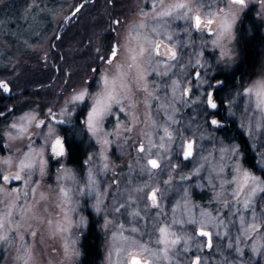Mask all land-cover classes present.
<instances>
[{
	"label": "rangeland",
	"instance_id": "rangeland-1",
	"mask_svg": "<svg viewBox=\"0 0 264 264\" xmlns=\"http://www.w3.org/2000/svg\"><path fill=\"white\" fill-rule=\"evenodd\" d=\"M134 1L131 0L132 5L118 17V23L115 18L111 21L115 40L120 45L117 59L112 65L100 64L96 88L87 92L93 98L103 94L102 78L107 76L112 80L121 73L122 82L127 87L118 89L121 104L112 105L116 116L106 115L97 135L90 133L91 156L84 157L86 164L81 172L69 167L63 158L52 165L53 169L48 168L47 150L40 135L46 129L36 127L41 115L35 105L10 112L3 121L0 131L5 152L0 154V161L10 160L8 165L0 164L5 175H15L25 156L37 162L43 159L46 164L44 174L36 171L32 175L35 184L12 181L0 192V213L6 214L10 207L13 213L0 229V235L7 236V240H0V264H21L19 258L24 254L25 246L31 252L29 264H78L80 237L89 219L90 208L92 221L100 218L101 221L96 220V227L103 232L98 264H131L129 257L134 252L142 260H147V264H264V191L257 186L253 194V182L249 180L245 184L237 172L239 166L264 181V164H257L261 160L260 153L264 152L261 147L264 144V113L256 109L255 97L245 94L254 82L264 80V59L259 61V71L250 80L246 79L243 88L236 90L224 105L225 114L234 120L253 155L250 164H245L242 150L239 157L224 151L239 146V142L227 141L216 132V126L211 124L210 111L202 102L211 73L216 70L231 73L234 70L236 56L233 58L232 54L236 46H229L232 58L224 59L221 49L213 44L215 37L210 35L209 44L204 46V55L199 54V57L196 48L190 52L181 41L185 29L179 26L183 20L174 18L175 12L165 20L152 19L148 22L149 30L146 26L136 27ZM256 2V13L264 23V6L258 0ZM173 3H180V0H173ZM206 3L207 11H213L215 3ZM65 7L51 9L37 0H28L27 5L17 6V13L26 24L22 30L15 28L9 34L0 33V46H10L17 40L12 39L13 35L18 33L19 40H28L26 44L30 48L38 43L37 47L45 50L47 37L40 31L45 27L42 16L47 14L55 22L65 16ZM217 8L232 11L237 19L239 17L240 11L236 8L229 9L226 4ZM154 12L155 8L150 14ZM220 19L222 16L218 15L216 20ZM148 37H171L177 59L169 60L153 54L149 62L148 51L152 47L145 49ZM137 38L138 41H134ZM133 55L136 56L134 64ZM197 59L201 62L202 72L192 81L193 89L186 92L184 87L191 79L192 71L198 70ZM130 64L133 66L129 67ZM0 81L6 85L4 79ZM83 90L84 85H76L66 91L51 115L56 120L68 119L80 109L83 116L87 101L86 120L94 101L86 96L83 102H71L72 96ZM151 103L154 104L151 106ZM120 107L124 108L123 112L119 111ZM24 117L29 119H22ZM257 121L261 125V135L253 136ZM13 124L23 125L27 132L19 133L11 127ZM227 131V127L222 130ZM10 133L16 139L9 140ZM116 134L124 137L115 141ZM185 139L193 140L192 155L186 159L181 156V144ZM140 155L143 158L138 160ZM150 157L158 161V168L149 165ZM64 169L70 171L65 174ZM21 175L26 179L27 170ZM90 177L96 182L94 187L89 184ZM29 187H36V193L30 200H25L23 191ZM60 188L68 191V199L57 198ZM14 189L22 191L17 193ZM150 189L156 190L155 204L147 198ZM81 190L83 194H79ZM41 194L45 199H41ZM29 204L33 205V210L26 213ZM33 215L35 218H31ZM81 220L85 222L82 228L77 227ZM254 221L257 227L252 229ZM197 227L209 230L210 244H206L205 236L196 233ZM60 228L66 231L60 232ZM160 229L165 232L161 233ZM32 231L36 232L35 236L31 235ZM142 248L148 251L142 252Z\"/></svg>",
	"mask_w": 264,
	"mask_h": 264
},
{
	"label": "trees",
	"instance_id": "trees-1",
	"mask_svg": "<svg viewBox=\"0 0 264 264\" xmlns=\"http://www.w3.org/2000/svg\"><path fill=\"white\" fill-rule=\"evenodd\" d=\"M37 1L40 4L49 5L51 9L66 6L65 16L58 18L55 22H52L53 20L47 14L42 16V24H45V27L40 31H43L44 36L47 37L45 50H40L37 47L38 43L30 48L29 44H26L28 40H19L21 36H18V33L13 35L12 39L17 38V40L10 46H0V79L5 80L9 91L12 92L5 94L0 87V113L4 112L0 115V130L10 112L31 105H35L39 111L47 110L56 99L63 97L64 93L71 88L70 86L83 85L85 76L94 75L96 71H99L101 61L98 56L106 55L110 50L111 41L115 40L114 25L112 28L107 25L113 18L118 19L119 16H123L130 4L132 5L131 0H85L65 22L66 16L81 0ZM22 4L27 5L28 0H0V25L2 26L0 33L9 34L15 28L23 29L26 21L22 20L17 13V6ZM57 33L59 36L56 38ZM243 35L241 39L246 38V34ZM24 43L25 47H23ZM252 43L253 41L248 46L246 42H237L236 45L239 57L246 52L249 54L248 49L252 51L248 57L250 64L246 70L248 74L246 79L249 80L259 71L260 59H264V38L257 44L258 46ZM244 61L245 59H242L240 63ZM97 64L95 71L90 68ZM215 130L227 141L237 140L243 152V162L250 164V158H253V155L248 151L240 131L229 129L227 132H222L223 129L217 127ZM0 145H3L0 147V154H2L5 152V146L1 131ZM74 146L72 155H69L66 160L70 166L81 172L84 166L83 153L76 145ZM79 244L80 261L83 264H98L102 246L100 235L94 229H88L81 235Z\"/></svg>",
	"mask_w": 264,
	"mask_h": 264
},
{
	"label": "snow or ice",
	"instance_id": "snow-or-ice-1",
	"mask_svg": "<svg viewBox=\"0 0 264 264\" xmlns=\"http://www.w3.org/2000/svg\"><path fill=\"white\" fill-rule=\"evenodd\" d=\"M209 3V5H212L216 2L226 4L229 9L236 8L240 12H243L249 5V3L252 2V0H191V3H185L180 2L173 6L172 11L163 13V15L172 16L173 12H175L176 19H182L186 21L188 28H194L196 31H209V34L213 35L215 39L213 40L214 46L221 49V56L224 59H231V53L232 49L229 47L231 42L234 40V28L237 23V16L232 12L228 11L225 12L223 8H217L215 11H209L207 13H201V8L205 3ZM259 4L264 6V0H258ZM220 15L222 16V19L219 21L216 20V17ZM203 17V18H202ZM118 23V21H117ZM217 23V29L215 31L211 30V26ZM142 27V26H141ZM171 39V37H169ZM167 47V46H165ZM160 44H154L153 49L149 51V62H151V57L153 54L159 56L160 53ZM120 45L119 42L117 44H114L111 49L109 50V53L106 55H101L100 59L108 64L112 65L113 62L117 59V56L119 54ZM141 53H143V49L140 50ZM167 54L169 60H176V52L172 50V48H167ZM131 60L133 64L135 63L136 56H132ZM133 65H129V67H132ZM95 71V70H94ZM123 73L120 74V76L113 78L112 80H109L107 76H104L102 78L103 85H104V92L103 94L93 98L91 95L88 94L87 90L80 91L78 93H75L72 96L71 102H83L85 100V97L87 96L89 100H93L94 102L91 105L90 111L87 113L86 120L84 121L85 127L88 132H90L93 136H96L99 131V125L103 121L106 115H113L116 116V113L112 112V105H120L121 104V97L119 95L118 89H122L127 87L126 84L122 82ZM120 80L121 82L118 84L117 81ZM203 82V81H201ZM0 87H3V90L5 92L8 91L7 85L0 84ZM211 87V85H209ZM245 94L249 97L254 96L255 97V107L258 109L261 113H264V80H258L254 82V85L252 87H249L245 90ZM205 102L206 104L212 108L216 109L218 106L212 99V93L209 92L205 95ZM120 112L124 111L123 107L119 108ZM51 112V110H50ZM2 115V113H0ZM22 119H29L27 117H24ZM32 120L35 119V117L31 118ZM118 119V117H117ZM58 124H64V120H58ZM211 124L216 126L217 128H220L222 125L217 120H212ZM13 129H17L19 133H25L27 132V128L23 125L17 126L16 124L11 125ZM37 128H44L46 129V132H42L40 135L44 138V149L48 152V159L49 160H55L56 162H60L61 158H65L68 156L70 151V146L67 143V138L61 137L59 134H57L54 130V128L50 124H46L43 120L36 124ZM130 131V129H129ZM166 135H169V139H171L170 134L167 133V129H165ZM253 136L261 135V125L260 122H256V126L253 130ZM9 140H14L16 137L9 134ZM264 138V136H262ZM0 147H3V145H0ZM30 147V145H29ZM161 147H163V144H161ZM261 147H264V144L261 145ZM192 148L193 145L191 143H188L186 146V150H184V145L181 144V149L184 150L185 158L190 157L192 155ZM140 151L143 152L144 148L143 146L140 147ZM230 156L239 157L240 155V148L239 146H232L230 149H225ZM43 152V149H42ZM261 160L257 161V164H264V152L260 153ZM10 163V160H3L0 161V164L8 165ZM148 163L152 166V168H158L159 165L157 163V160L150 159ZM45 164L46 161L41 159L40 161H34L31 160L29 157L25 156L24 160H21L18 169L19 171L15 175H5V169L3 167H0V192L4 191V185H7L11 183L12 181H23L25 184H35L36 181L32 180V175L35 174L36 171H38L40 174L45 173ZM27 170V178L23 177L21 175L22 172H25ZM65 174H67L70 170L64 169L63 170ZM237 172L242 175V178L247 184L249 180L253 182V187L251 191L253 194L257 190V186H259L260 191H264V181L258 180L257 177L250 175V173L246 170H242L237 166ZM66 178L71 179V176H67ZM95 180L89 179V184L93 187L95 186ZM243 187V185H242ZM17 193L21 192L22 189H14ZM36 193V187H29L26 191H23V197L25 200H30L34 194ZM79 194H83V191ZM63 197L64 199L69 198V193L64 188H60L57 193V198ZM19 199V196L17 197ZM41 199H45L43 194H41ZM150 199L152 200L153 204L156 203V192H152ZM40 201H36V204L38 205ZM247 206V205H246ZM14 207V205L12 206ZM33 205L29 204L27 209H25V212H32ZM116 211H119V208L116 209ZM13 215L11 211V207L9 208V211L6 214L0 213V229L4 227V224L6 220ZM31 218H35L33 215ZM49 224H51V221H48ZM85 226V222L81 220L77 227L82 228ZM30 227V225H29ZM257 227V224L255 221L251 224V228L255 229ZM60 232L66 231L64 228L58 229ZM161 233L165 232V229H160ZM32 236L36 235L35 231L31 232ZM201 236H209L210 234L208 232L201 231ZM0 240H7L6 235H0ZM134 243V242H133ZM158 243H166V241H158ZM175 243V241H173ZM210 244V241H209ZM65 251L67 252L68 249L66 247ZM75 251V250H73ZM142 252H147L148 249L142 248ZM23 255L19 258L21 264H29V259L31 257V252L27 246L23 249ZM131 264H147V262H142L140 259L137 258V256L133 255L131 258Z\"/></svg>",
	"mask_w": 264,
	"mask_h": 264
},
{
	"label": "flooded vegetation",
	"instance_id": "flooded-vegetation-1",
	"mask_svg": "<svg viewBox=\"0 0 264 264\" xmlns=\"http://www.w3.org/2000/svg\"><path fill=\"white\" fill-rule=\"evenodd\" d=\"M173 0H135L133 2V11L135 14V18H134V22L135 25L137 24L136 27H140V26H146V29H150L148 26L150 24H148V22H151L152 19L154 18H163L164 20L166 19L167 15H163V13H166L168 11H170L171 7H173L175 4L177 3H173ZM180 2H185V3H191V0H180ZM159 3H161V5H159ZM207 4V3H206ZM221 5H223V3H219L216 2L214 4V9L213 11H215V9L217 7H220ZM256 7H257V2L256 0H252L251 3H249L248 7L243 11L240 12L239 17L237 19V23L235 25L234 28V40L231 42V44L229 46L232 45H237V42H241V43H249L251 44V41H253V45H257L258 43H260L262 41V39L264 38V23L262 21V19L257 15L256 13ZM153 8H155V12L154 14H150L151 11H153ZM209 11H207V7L205 6V4L202 6L201 8V13H207ZM203 18V17H202ZM116 19V18H115ZM114 19V20H115ZM116 21H118V19H116ZM111 24V28L113 26V23ZM110 24L107 25L110 26ZM140 25V26H138ZM181 28L185 29V33H184V38H182V42L184 43L186 50L192 52L193 51V47L196 48L197 52L196 55H204L205 52V45L209 44V42L207 41L208 39H210V35L209 31H196L194 28H188L187 27V23L186 21H180V25ZM216 25L215 23L211 26V30L215 31L216 30ZM142 29V28H141ZM137 30V29H136ZM141 30L138 29V32H140ZM246 34V38L241 39L242 36H244L243 34ZM134 41H138L137 39H134ZM147 43H148V47L145 48L146 50L149 49V47H152L153 49V45L154 44H160L161 48H160V53L161 55L157 56L154 54L155 57H162V58H168L167 56V48H172V43L170 41V39L168 38H154V39H150L149 37L146 39ZM113 43L117 44L116 40H112L111 41V46L110 49L113 45ZM196 45V46H193ZM167 46V47H165ZM199 46V47H198ZM258 46V45H257ZM173 50V48H172ZM235 51V52H234ZM233 51V58H235V63H234V70L231 73H227V72H221L220 70H216L213 73H211L210 75V80H209V85H211V87L208 86L207 91L205 93V95L209 92L212 93V99L213 101L217 104V108L216 109H212L210 108L206 102H205V98L203 104H205V106L207 107V109L210 111V120H217L218 122L221 123V127L219 129H223L224 127H228L230 130H237L236 129V124L234 122L233 119L227 117V115L224 112V105L226 103V101H228V99L230 97H232V94L236 91V90H241L243 88V86L245 85V80L248 77L247 75V67L250 64V61H248V57L249 55L252 54V51H250V49H248L249 54H241V57H239L237 50L234 48ZM149 52V51H148ZM109 53V51H108ZM107 53V54H108ZM186 53V52H185ZM199 55V57H201ZM100 56H98V59L101 61L100 64L104 63L101 59ZM245 61L243 63H240V60L242 59ZM233 60V59H232ZM195 62L197 65V69L195 71H192L191 73V79L188 81V83L186 84V86L184 87L186 92H188L189 90L193 89V85H192V81H195L201 74L202 72V67H201V62L199 61V59H197ZM97 65H92L90 68L92 70H94L96 68ZM101 67V65H100ZM99 71H96L94 75H88L85 76L84 78V89L90 91L95 87V82L97 79V73ZM154 76H150V78H152ZM71 88L73 86H70ZM70 88V89H71ZM96 88V87H95ZM149 88H151V86L149 85ZM69 89V90H70ZM156 89V88H155ZM153 90V96L155 97L156 94V90ZM59 90V87L57 88V91ZM67 90V91H69ZM67 93V92H65ZM64 93V94H65ZM157 93H159V91L157 90ZM228 94V96H227ZM62 99V98H60ZM60 99H56L55 102L52 104V106L47 110H40V115L41 118H39L40 121H46V123L50 124L51 126L55 127V132L57 134H59L61 137L67 138V143L70 146V151L68 156L72 155L73 151H74V145H76L79 149L80 152L83 153L82 154V162L83 164H86V159H84V157H87V155L91 156V147H92V140H91V134L90 132L87 131L85 124H84V115L86 114V112L88 111V102L86 104V102L84 103L83 106V111L84 114L83 116L80 114V109H78V112L74 111L72 113V116H70L68 119H62L65 121L64 124H58L55 118L53 117L51 114L53 112H55V108L56 105L58 104ZM156 97H155V101L156 102ZM151 103V106L154 104ZM149 106V107H151ZM81 108V107H80ZM210 108V109H209ZM54 109V111H53ZM51 110V112H50ZM57 111V109H56ZM76 112V113H75ZM112 119V118H111ZM38 120V122H39ZM108 122L105 123V125H107ZM103 132V131H101ZM117 138L115 141H118L121 137H124L122 134H116ZM122 139V138H121ZM67 156V157H68ZM47 157H48V152H47ZM67 157L63 158L66 162V164L73 168L72 166H70V164L67 163ZM143 156L140 155L137 159H142ZM147 158V157H146ZM58 162H56L55 160H49L48 159V168L53 169V164H57ZM75 171H77L75 168H73ZM80 172V171H79ZM88 221L87 224L85 226L84 232L87 231L88 229H94L96 231V233H98V235H100L101 239H102V235L103 232L98 231V228L96 227V220L101 221L100 218H96L94 219V221H92V210L91 208L88 210ZM84 234V233H83ZM103 241V240H102ZM101 249V248H100ZM136 252H134L135 254ZM137 254V253H136ZM142 258V257H141ZM144 258V257H143ZM78 264H83L80 259H79V263Z\"/></svg>",
	"mask_w": 264,
	"mask_h": 264
},
{
	"label": "water",
	"instance_id": "water-1",
	"mask_svg": "<svg viewBox=\"0 0 264 264\" xmlns=\"http://www.w3.org/2000/svg\"><path fill=\"white\" fill-rule=\"evenodd\" d=\"M83 1H85V0H81L80 2H78L73 8H72V11L69 13V15H68V17L66 18V21L65 22H67L68 20H69V18L77 11V9L81 6V4L83 3ZM114 21H116V19L114 20ZM59 36V33H57V35H56V38ZM115 43H113V45H114ZM112 45V46H113ZM1 82H3V81H0V83ZM6 85H7V83H6ZM7 88H8V85H7ZM6 94H11L10 92H9V88H8V91L6 92ZM188 143H193V140L192 139H185L184 141H183V145H184V150H186V146H187V144ZM184 150H182V153H181V156H182V158H185V155H184ZM188 158V157H187ZM150 159H155V158H153V157H150V158H148V161L150 160ZM186 159V158H185ZM156 160V159H155ZM157 163H158V161H157ZM150 165V164H149ZM151 166V165H150ZM156 190L155 189H150V191L147 193V198H149L150 199V196H151V193L152 192H155ZM201 231H204V232H208L209 233V230L208 229H205V228H201V227H197V230H196V233H198V234H200V232ZM209 237H210V235L209 236H207V237H205V239H206V244L208 245L209 244ZM133 255H135V256H137V258L138 259H140L142 262H147V260H142L141 259V257L139 256V255H137V254H132L130 257H129V262L131 263V258H132V256Z\"/></svg>",
	"mask_w": 264,
	"mask_h": 264
}]
</instances>
